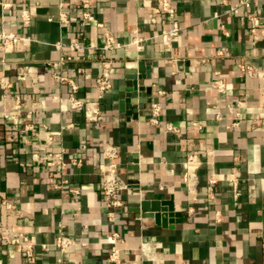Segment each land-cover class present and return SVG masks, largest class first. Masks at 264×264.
Returning <instances> with one entry per match:
<instances>
[{
    "label": "crops",
    "instance_id": "obj_1",
    "mask_svg": "<svg viewBox=\"0 0 264 264\" xmlns=\"http://www.w3.org/2000/svg\"><path fill=\"white\" fill-rule=\"evenodd\" d=\"M3 1L10 6L0 8V32L31 35L35 41L6 53L0 49V198L21 214L15 217L0 202V226L28 234L34 256L28 259L19 239L0 235V264H115L109 260L113 230L123 238L120 257L132 264H264V96L261 80L243 75L238 66L248 60L264 70V30L254 42L245 11L229 12L238 0H174L182 30L171 46L161 35L170 20L154 2ZM31 7L36 15L24 27L21 13ZM86 9L123 44L106 52L115 60L113 87L102 96L95 81L104 40L99 28L82 24ZM252 9L264 20V0H254ZM62 12L69 24L60 21ZM135 36L144 38L142 50L130 45ZM219 50H227V56L217 57ZM141 61L149 77L139 79V86L150 89L133 97L129 77ZM56 72L78 83V98L100 108L97 121L89 122L83 109L72 110L71 86L58 82ZM216 72L226 83L225 93L212 87ZM2 80L11 84L8 94ZM17 98L23 103L19 112ZM155 101L163 105L156 126L148 121ZM169 122L177 133L167 130ZM27 124L32 128L25 130ZM108 144L121 150L124 183V206L115 222L107 218L101 193ZM210 148L212 158L206 153ZM62 151L68 183L59 191L51 188L53 170L42 162ZM193 153L199 163L189 166L186 159ZM75 158H81V166L73 165ZM234 169L240 173L238 199L230 180ZM186 173L196 179L194 191ZM213 174L217 179L211 185ZM144 199L172 201L173 223L158 225L137 213ZM60 224L77 240L66 252L54 246Z\"/></svg>",
    "mask_w": 264,
    "mask_h": 264
},
{
    "label": "built area",
    "instance_id": "obj_2",
    "mask_svg": "<svg viewBox=\"0 0 264 264\" xmlns=\"http://www.w3.org/2000/svg\"><path fill=\"white\" fill-rule=\"evenodd\" d=\"M140 2H154L156 4V8L158 13L165 16L168 20H170L171 27L170 29L163 31L161 35L165 38L167 44L171 46L173 40L179 36L182 28L180 25L179 20L176 18L177 8L175 6L174 0H137ZM254 0H238L235 3L230 4L229 12L234 15H239L242 10L245 11L246 19L250 24V32L253 36L254 42L261 40L262 32L264 30V20L252 9ZM223 3L228 4V0H223ZM36 5H39L37 2ZM10 6L9 3L0 0V8L5 9ZM36 15V8H26L21 13V21L24 27H29L31 22ZM219 15L216 14V17ZM52 20V18H51ZM60 21L64 24H69V18L65 13L60 14ZM155 21V18H153ZM82 24L84 26L87 25H94L101 30L102 38L104 40L102 46V52L100 54L101 60V73L96 78L95 81V90L98 96L104 95L106 92L110 91L113 87V72H114V62L115 60L112 57H109L106 52L113 51L115 49L121 48L123 44L118 41L117 37L113 33V31L109 28V26L102 21H98L94 14L86 9L82 13ZM223 32L226 35H229L226 28L222 27ZM35 41L31 35H23L17 34L14 32H0V49L2 52L6 53L7 51L13 49L16 46H29L32 42ZM143 41L144 38L140 36H135L130 45H135L137 49H143ZM74 49L79 48L78 44L73 46ZM227 50H219L216 53L217 57H226ZM71 57L68 56L67 58H62L60 61L52 62L53 67H57L59 63L64 62L66 60H70ZM2 63L5 62L4 59L1 60ZM239 69L241 73L245 76L250 77H258L261 80V91L264 96V70H259L256 68L251 62L248 60H243L239 64ZM55 79L58 82L68 83L71 86V93L68 96V101L72 110H79L83 109L87 112V120L89 122H95L98 120V117L101 113L100 108L91 102H87L83 99L77 97V92L79 90L78 83L69 77H66L59 72L54 74ZM3 86L8 94L11 89V84H7L2 80ZM212 87L217 90L219 93L226 92V83L221 78L220 72L215 73V77L212 81ZM23 103L20 98L16 99V104L14 110L19 112L22 109ZM151 115L148 119L149 123L156 126L161 123V116L163 112V105L160 101H155L151 104ZM10 114H6L5 117L9 118ZM219 118V115H218ZM195 126L201 127L199 122L193 123ZM238 124V121L233 123V125ZM8 127V126H6ZM32 125H25V130L31 129ZM166 128L169 132L177 133L178 128L172 124L167 123ZM53 139L51 134H47L46 140L51 141ZM84 148H86L84 146ZM207 155L212 158L213 150L206 149ZM121 155V150L118 146L113 144H108L103 150V156L108 160V164L106 170L102 176V183H101V193L103 195L106 208H107V218L110 222H115L117 214L119 210L124 206V201L121 197V192L124 188L123 180L119 174V159ZM33 159L36 162H42L40 155L38 153L33 154ZM49 170H53L50 173L52 178L51 188L53 190L64 191L65 185L68 183V180L65 178L66 169L68 167V162L65 159L64 152L62 151L58 155H54L50 153L48 158L42 162ZM73 165L81 166L82 160L81 158H75L72 160ZM199 163L198 156L196 154H189L186 159V164L189 166L196 165ZM55 171V172H54ZM216 174H213L209 178V182L213 185L216 182ZM184 180L188 186L190 191L195 190L196 179L193 175L186 173L184 175ZM230 180L233 184V193L235 199H238L241 195V191L239 188L240 182V173L237 169H234L233 172L230 174ZM71 191L73 193H79V190L76 188H72ZM0 202H3L6 209L11 212L12 215L15 217H19L20 211L16 210L12 203L7 202L6 200H2L0 198ZM64 224H60L58 227L57 236L54 242V246L60 252H66L71 249L73 246L77 244V240L74 237L68 236L64 231ZM0 235L6 241H11L13 239H19L21 241L22 250L25 252L26 256L30 261L33 260L34 256V243L31 237L23 232H20L14 228L7 227V226H0ZM110 244L111 250L109 253V260L114 262L115 264H132L131 262L124 261L120 257V243L123 241L121 234L113 230L110 233ZM135 264V263H133Z\"/></svg>",
    "mask_w": 264,
    "mask_h": 264
},
{
    "label": "water",
    "instance_id": "obj_3",
    "mask_svg": "<svg viewBox=\"0 0 264 264\" xmlns=\"http://www.w3.org/2000/svg\"><path fill=\"white\" fill-rule=\"evenodd\" d=\"M147 71V63L144 61H141L138 65V70L137 74L136 72L134 73V76L129 77L131 79V84L134 87V91L132 96L137 97L139 94L137 91H143L144 89L146 91H149L150 88H145L143 85L139 86V79H145L149 77L148 74H146ZM152 100H145L141 101V103L144 105V103L151 102ZM143 107V106H142ZM133 159H136V156L133 157ZM168 206V207H166ZM174 205L171 202H164V201H159V200H141L139 207L136 208L137 213H142L143 217H150L154 218L155 222L158 225L162 226H167V221L170 223H173V216L174 214ZM178 219L176 220L177 222H180V214H176ZM170 219V220H169Z\"/></svg>",
    "mask_w": 264,
    "mask_h": 264
}]
</instances>
